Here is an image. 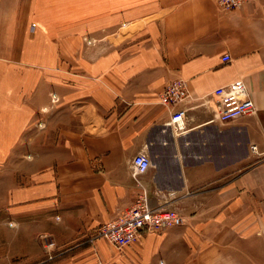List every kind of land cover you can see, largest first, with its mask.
<instances>
[{"label":"crops","instance_id":"obj_1","mask_svg":"<svg viewBox=\"0 0 264 264\" xmlns=\"http://www.w3.org/2000/svg\"><path fill=\"white\" fill-rule=\"evenodd\" d=\"M175 79L183 134L160 102ZM237 81L257 112L220 122ZM143 192L184 223L92 240ZM0 219V264H264V0H0Z\"/></svg>","mask_w":264,"mask_h":264},{"label":"built area","instance_id":"obj_2","mask_svg":"<svg viewBox=\"0 0 264 264\" xmlns=\"http://www.w3.org/2000/svg\"><path fill=\"white\" fill-rule=\"evenodd\" d=\"M216 5L223 11H232L241 7L251 0H214ZM223 61L231 60L229 54L223 56ZM214 94L217 97L215 109L216 117L220 122H228L246 115L257 112L254 100L250 96L248 88L242 81L218 87ZM56 100L55 97H52ZM191 94L187 83L183 79H175L165 86L160 94V102L170 111L168 125L177 134H183L188 130V110L178 107L183 102L190 100ZM178 107V108H177ZM43 126L42 123L39 124ZM251 149L257 152V146ZM151 166V159L145 153H137L132 159L133 174L136 178L144 174ZM184 217L180 212L165 205L152 207L148 202L146 192L140 194L132 206L121 212L116 218L105 222L96 231L92 240L102 238L118 249L138 241L145 232H151L181 225ZM12 225V224H11ZM46 260H52L61 252L58 251L57 243L49 236H41Z\"/></svg>","mask_w":264,"mask_h":264},{"label":"rangeland","instance_id":"obj_3","mask_svg":"<svg viewBox=\"0 0 264 264\" xmlns=\"http://www.w3.org/2000/svg\"><path fill=\"white\" fill-rule=\"evenodd\" d=\"M2 221H3V219H2V220L0 219V228H1V227H5V225H4L3 223H1ZM11 224H12L13 226H12ZM7 225L10 226V227H15V226H16V224H15L14 222H11V221H8V222H7ZM4 237L10 238L11 236H10L9 234H7V235H4ZM3 243H5V242H3ZM8 243H9V242H8ZM44 253H45V252H44ZM45 258H46V254H45Z\"/></svg>","mask_w":264,"mask_h":264}]
</instances>
